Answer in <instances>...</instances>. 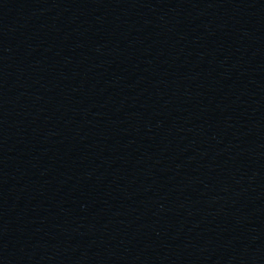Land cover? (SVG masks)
<instances>
[{
    "label": "water",
    "instance_id": "obj_1",
    "mask_svg": "<svg viewBox=\"0 0 264 264\" xmlns=\"http://www.w3.org/2000/svg\"><path fill=\"white\" fill-rule=\"evenodd\" d=\"M0 264H264V0H0Z\"/></svg>",
    "mask_w": 264,
    "mask_h": 264
}]
</instances>
